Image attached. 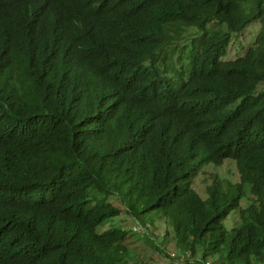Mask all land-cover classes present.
<instances>
[{"label":"trees","instance_id":"1","mask_svg":"<svg viewBox=\"0 0 264 264\" xmlns=\"http://www.w3.org/2000/svg\"><path fill=\"white\" fill-rule=\"evenodd\" d=\"M263 85L264 0H0V264H128L121 211L172 264H264Z\"/></svg>","mask_w":264,"mask_h":264},{"label":"rangeland","instance_id":"2","mask_svg":"<svg viewBox=\"0 0 264 264\" xmlns=\"http://www.w3.org/2000/svg\"><path fill=\"white\" fill-rule=\"evenodd\" d=\"M258 30L259 21H256L249 24L241 33L232 35L227 54L222 60H233L242 56ZM224 32V26L213 19L208 20L205 32H198L195 29L185 26L181 22L170 23L163 31L162 52L170 57V60L172 59L175 64L180 65L181 63L184 66L187 58L193 60L198 54V51L206 38L218 36L224 34ZM178 58L180 60H178ZM177 68L180 69L179 66H177ZM261 88H264V85ZM228 170L233 173L232 166H226L217 170L215 168L212 169V166L203 168L194 180L193 184L195 189L200 192L206 185H211L209 174L214 171L218 174H226ZM113 202L117 205L115 201ZM110 226H120L131 232L124 240V244L128 248V253H131L132 256V259L128 264H172L171 261L168 260L167 255L173 253L178 259L182 257L181 254L183 253H181L180 250H170L174 246L173 241L170 239V232L165 247L160 248L159 250H153L150 248L141 237V234L136 232L138 226L123 211L120 212L117 218L105 225L102 230ZM157 233L158 235H161L163 233V228H160ZM210 262L211 261H208L207 263L209 264Z\"/></svg>","mask_w":264,"mask_h":264}]
</instances>
